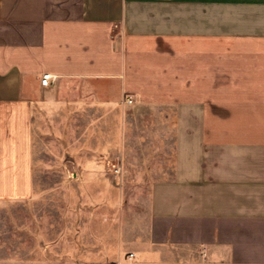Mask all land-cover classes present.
Listing matches in <instances>:
<instances>
[{
  "label": "crops",
  "instance_id": "obj_1",
  "mask_svg": "<svg viewBox=\"0 0 264 264\" xmlns=\"http://www.w3.org/2000/svg\"><path fill=\"white\" fill-rule=\"evenodd\" d=\"M73 80L161 110L137 118L159 172L121 264H264V0H0V183L28 192L35 118Z\"/></svg>",
  "mask_w": 264,
  "mask_h": 264
},
{
  "label": "rangeland",
  "instance_id": "obj_2",
  "mask_svg": "<svg viewBox=\"0 0 264 264\" xmlns=\"http://www.w3.org/2000/svg\"><path fill=\"white\" fill-rule=\"evenodd\" d=\"M50 98L33 123L28 192L0 183V264H121L147 236L159 172L138 152L137 118L161 110L100 103L79 80Z\"/></svg>",
  "mask_w": 264,
  "mask_h": 264
},
{
  "label": "built area",
  "instance_id": "obj_3",
  "mask_svg": "<svg viewBox=\"0 0 264 264\" xmlns=\"http://www.w3.org/2000/svg\"><path fill=\"white\" fill-rule=\"evenodd\" d=\"M54 83H55V76H53L50 73H45V74L42 75V78H41V84H42V86H44V87H50ZM124 102L126 104H133V103H135V100L134 99H126ZM114 172H115V174L119 175L120 174V168H116L114 170Z\"/></svg>",
  "mask_w": 264,
  "mask_h": 264
}]
</instances>
